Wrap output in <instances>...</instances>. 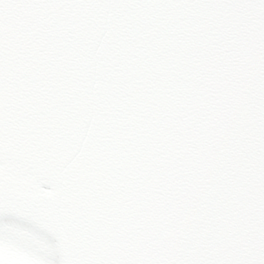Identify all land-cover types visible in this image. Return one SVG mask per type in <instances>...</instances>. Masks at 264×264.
<instances>
[{"label": "snow or ice", "instance_id": "6c2138e0", "mask_svg": "<svg viewBox=\"0 0 264 264\" xmlns=\"http://www.w3.org/2000/svg\"><path fill=\"white\" fill-rule=\"evenodd\" d=\"M0 264H264V0H0Z\"/></svg>", "mask_w": 264, "mask_h": 264}]
</instances>
